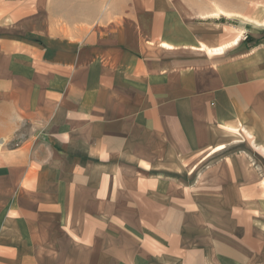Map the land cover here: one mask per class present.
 <instances>
[{
    "label": "crops",
    "instance_id": "obj_1",
    "mask_svg": "<svg viewBox=\"0 0 264 264\" xmlns=\"http://www.w3.org/2000/svg\"><path fill=\"white\" fill-rule=\"evenodd\" d=\"M55 3L0 0V264H264V38Z\"/></svg>",
    "mask_w": 264,
    "mask_h": 264
},
{
    "label": "rangeland",
    "instance_id": "obj_2",
    "mask_svg": "<svg viewBox=\"0 0 264 264\" xmlns=\"http://www.w3.org/2000/svg\"><path fill=\"white\" fill-rule=\"evenodd\" d=\"M178 1L185 17L199 19L207 24L227 23L234 36L240 30L246 41H254L255 37L264 38V0H175ZM78 0H56L55 10L69 7ZM230 18H227V17ZM236 17V18H235ZM256 24V25H255ZM246 37H248L246 39Z\"/></svg>",
    "mask_w": 264,
    "mask_h": 264
},
{
    "label": "trees",
    "instance_id": "obj_3",
    "mask_svg": "<svg viewBox=\"0 0 264 264\" xmlns=\"http://www.w3.org/2000/svg\"><path fill=\"white\" fill-rule=\"evenodd\" d=\"M248 37H246V39H247Z\"/></svg>",
    "mask_w": 264,
    "mask_h": 264
}]
</instances>
